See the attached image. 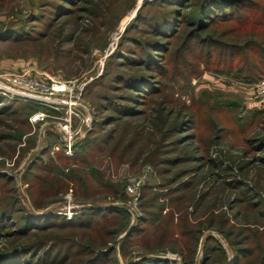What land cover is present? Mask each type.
Masks as SVG:
<instances>
[{
  "label": "rangeland",
  "instance_id": "obj_1",
  "mask_svg": "<svg viewBox=\"0 0 264 264\" xmlns=\"http://www.w3.org/2000/svg\"><path fill=\"white\" fill-rule=\"evenodd\" d=\"M48 1L52 0H0V65L17 69L35 67L39 73L86 83L83 100L93 110L91 128L94 122H102V125L92 136L96 139L95 156L80 159V164L67 172L70 180L49 176V185L54 189L45 194L34 181L35 175H45L41 164L27 177L29 183L38 184L33 191L23 174L31 162L29 158L45 147L51 145L52 153L64 152L57 148L60 137L56 139L48 134L52 131L50 126L59 121L57 118L62 114L51 108L38 110L33 114L44 111L49 116L31 121L32 114L28 125L22 116L0 118V135L7 137L0 140V174L13 178L12 181L0 178V203L8 204L11 195H15L20 202L13 208H25L23 214L11 211L13 220L4 221L5 231L21 228L20 217L25 214L32 217L36 226L40 225L45 216L40 214L45 211L61 216L63 219L59 221L74 220L88 210L90 205L84 204L87 201L103 206L117 204L130 213L107 224L94 225L92 230L53 227L34 232L36 234L30 237L24 234L0 237V255L4 249L19 243L34 242L44 236L49 240L59 233L76 237L84 246L96 250H107L103 248L105 241L112 240L109 246L115 248L110 256L113 260L105 264H114V259L126 264L144 258L167 259L169 264H202L205 239L212 235L225 248L227 264H236L229 240L217 230L228 217L240 224V228L249 225L248 229L259 227L263 232L253 239L252 234L249 235L247 246L257 248L251 257L240 263L260 264L264 256V72L245 78V72L239 74L238 66L227 72L230 55L213 49L211 58L205 46H200L199 50L186 48L185 35L194 27L188 22L195 19L200 2L191 0L184 9L187 17L179 26L180 33L169 37L168 50L160 52L163 67L154 71L159 92L138 106L147 115H123L109 124L107 118L118 114L106 106L110 103L107 98L121 104L119 95L133 93L115 86L118 82L113 80L114 74L127 69V65H118V58L114 56L123 53L132 59L127 49L135 44L125 40V31L146 0H78L69 15L52 22L44 18L29 22L33 15H50L46 12L50 10L46 6ZM261 3L264 4V0ZM149 8H159L158 3L151 4L145 11H150ZM27 24L35 29L32 38L22 28ZM217 25L203 30L201 35H213L224 42L241 45L252 40L264 42V28H241L229 22ZM12 28L15 33L9 35ZM140 28L142 30L133 31L136 36L142 40L154 39L155 35L149 32L153 29L150 21L140 23ZM6 103L8 101L1 103L0 108ZM191 118V130L184 134L169 132L181 120ZM20 134L21 139H18ZM108 134H112L110 139ZM85 135L76 141L74 153L76 144ZM182 135L193 137L187 139V144L180 145L176 141ZM10 145H15L16 150L12 151ZM177 155H191L192 160L199 156L204 158L193 161L188 158L191 161L170 164L168 161ZM200 165L201 169L194 168ZM132 183H139L135 193L128 191ZM188 183H191L189 187ZM179 186L183 190L174 192ZM183 195L184 198L174 201L175 197ZM69 202L78 212L72 218L64 214ZM37 203L41 209H35ZM240 211L242 215L236 218ZM137 226L143 231L132 236L125 245L124 258L121 239ZM52 241L51 238L43 252L49 250ZM56 253L54 249L53 256ZM40 256L41 253L34 263Z\"/></svg>",
  "mask_w": 264,
  "mask_h": 264
},
{
  "label": "trees",
  "instance_id": "obj_2",
  "mask_svg": "<svg viewBox=\"0 0 264 264\" xmlns=\"http://www.w3.org/2000/svg\"><path fill=\"white\" fill-rule=\"evenodd\" d=\"M77 1L78 0L48 1L46 6H48L50 10L46 12H49L50 15L44 16L47 15L44 13V15H33V17L28 21L35 22L39 21L40 18L47 20L50 19L51 22L53 20L55 21L60 16H66L73 13L75 7L73 8L72 6H75ZM189 1L191 0H146L145 3L138 9L136 17L128 25L125 31V40L127 39L135 44L133 47H129L130 49H127L130 52L132 59L123 53H118L114 56V58H118V65H123V67L127 65V69L122 71L117 70L114 74L113 80L118 82L115 86L130 89L133 93L130 96L119 95L118 97H120L119 99L121 100V104H118L108 97L107 99L110 103L106 106H108V108L110 107V109L118 115L107 118L109 121L104 122L110 124L115 121L116 118H121L123 115H147V112L140 111L138 106L145 104L150 96L159 92V85L158 81L155 79L156 73H154V71H159L163 67L161 65L162 62L160 61L161 58L159 57L161 56L160 52H166L168 50L167 43L169 42V37L171 38L173 36H177L180 33L179 30H181V27L179 26L185 22V17L187 16L184 15V9L186 6L188 7L187 3ZM155 3H158V7L160 9L149 8L150 11H145L147 7ZM167 5L171 6L166 7ZM163 7H166V9ZM195 13V19L188 22L189 26H194V30H190L185 35L183 45L186 46V48L190 47L192 49L199 50L200 46H205L204 48L208 56L212 54L211 50L213 51V49L219 50L222 54L226 53L230 55L231 59L227 66V72L233 71L238 66L239 74L241 75L245 72V78L255 77L257 73L264 72L263 41L255 42L252 40L241 45L237 44V42H224L220 39H216L213 35H201V32L205 29H210L217 24V26L221 24H228V22L229 24L231 23L234 26L241 28H254L255 26H258V28H264V4L261 3V0H200ZM145 20L151 22L153 29L149 30V32L155 35L153 40H142L133 33L134 30H142L140 28V23ZM22 28L28 33L29 37L32 38L34 36V28L29 27L28 24L24 25ZM12 29L9 31V35L15 33V30ZM214 32L217 33V30H214ZM161 37H166L167 39L162 41L160 39ZM210 57L212 58V56ZM4 101H8V103H6L7 105H3V108H0V118L22 116L23 122L27 125L30 122V115H32L35 111L42 109L50 110L49 107L29 100L16 98L9 101L5 97H0V104H3ZM5 122L6 121L2 122V124ZM192 122V118L189 120L183 119L177 125H174L169 132L184 134L186 130H191ZM100 125H102V122L98 124L95 122L93 123L92 128L87 132L85 137L76 144V151L72 156H67L64 152L52 153L51 145L41 150V152L27 165L23 174L24 181L31 187L30 190L33 191L38 184H40L41 188L44 189L45 194H47V190L54 189L53 185H49V176H59L60 178L64 177L66 180H70V177L68 176V178L66 176L68 175L67 172H69L72 167H75V164H80V159L83 157L95 156L93 150L96 139L92 136L95 135V132ZM24 133L26 134L28 131L24 130ZM48 134L56 139L59 137L58 134L53 131H50ZM21 136L22 134L18 135V139H21ZM111 137L112 134H108V138L110 139ZM192 137L193 135H182L176 142L183 145L187 142V139ZM4 138L7 137L1 134L0 140ZM10 146L12 147V151L16 150L15 145ZM195 151H198L197 148H195ZM191 154L193 153L191 152ZM188 158L192 160L191 155H177L174 159H171L168 162L172 165H178L183 162H188L190 160ZM203 158V156H199L195 157L193 160H202ZM58 160H61V162ZM39 164H41V169L45 172L47 177L45 178V175H35L36 178L34 181L38 184L34 182L29 183V179H27V177L30 173H34V168ZM194 168L201 169L202 165H200L199 168L198 166ZM194 168H190V170H194ZM188 172L189 171H187V173ZM0 178H6L10 181L13 179L4 173L0 174ZM190 184L191 183H188L187 187H189ZM233 184L235 185V183ZM187 187L185 186V189ZM174 190V192H176L178 190H183V188L182 186H179ZM12 192H14V190H11V193ZM11 196V200H9L8 204L0 203V222H2V225L0 226V237L20 236L23 234L30 237L36 234L34 232L47 231V229L53 227H59L61 229H81L88 227L92 230V228L95 229L94 225L101 222H106L105 224H107L116 218L123 216L127 217L130 213L126 207L117 204H111L108 206L91 205L88 210L83 213L84 215L78 216L74 220L59 221L58 219H63L61 216L49 214L42 218L41 223L38 226L34 224L31 216H27L25 214L20 217L19 226H21V228L13 227L12 231H5L7 225L4 224V221L11 222L13 220L11 211H17L21 214L25 213L24 207H17L16 209L13 208L18 205L20 201L15 195ZM184 196L185 195H183V197H175L174 201L184 198ZM39 204L40 203L35 204V209L42 208ZM199 206L200 205H198V208ZM240 215H242L241 211L238 212L235 217L238 218ZM145 220L147 222V218ZM244 225L245 224H243V227ZM240 227L241 225L236 224L235 220L232 221L227 217L220 228L217 229L229 240L230 246L235 253L236 264H240L244 259L251 257L255 252L254 248H257L254 246V248L251 249L247 246V242L249 241V238H251L249 235L252 234L253 239L263 233L258 229L259 227L253 230L248 229L251 228L249 225H247L245 229ZM140 231H143V229L137 226L121 239L120 249L124 258L126 257L125 245L130 239H132V236L136 235ZM247 232L250 233L248 234ZM56 236L57 237H51L53 241L49 246L50 248L44 252L42 250H44L47 246L48 241L51 240L50 237L49 240L46 236H44L38 238L34 242L25 241L14 245L13 247L4 249L1 251L2 255H0V264H105L107 261L110 262L111 259L113 260L110 256L115 252V248L109 246L112 240L105 241V246L103 248H107V250H101V248L96 250L90 246H84L78 238L71 237L69 234L61 236V234L58 233ZM262 248H264V246ZM54 249L57 251L55 256L52 254V252L54 253ZM203 249L204 256L202 264H208L210 261H216L217 264L228 263L227 252L216 237L208 235L205 239ZM40 253L41 256L39 257L37 263H34V260L40 255ZM86 255H89V257L84 258ZM189 263L191 264V262ZM114 264H119L118 260L114 259ZM126 264H169V261L161 258H144L141 261ZM260 264H264V256H262Z\"/></svg>",
  "mask_w": 264,
  "mask_h": 264
},
{
  "label": "built area",
  "instance_id": "obj_3",
  "mask_svg": "<svg viewBox=\"0 0 264 264\" xmlns=\"http://www.w3.org/2000/svg\"><path fill=\"white\" fill-rule=\"evenodd\" d=\"M0 65V97L7 100L23 99L36 102L62 114L50 129L58 134L61 148L67 155L72 156L76 141L91 128L93 110L83 100V90L86 83L77 80L52 77L43 72L39 73L35 67L14 68ZM44 75V76H43ZM264 92V82L262 84ZM63 112V113H62ZM44 111L33 114L31 121L43 120L48 117ZM139 183H132L128 187L130 193H135ZM77 207L67 206L64 211L68 218L77 214Z\"/></svg>",
  "mask_w": 264,
  "mask_h": 264
},
{
  "label": "water",
  "instance_id": "obj_4",
  "mask_svg": "<svg viewBox=\"0 0 264 264\" xmlns=\"http://www.w3.org/2000/svg\"><path fill=\"white\" fill-rule=\"evenodd\" d=\"M38 155V153H34L30 158H29V161H32L33 159H34V157H36ZM84 204H88V205H97V203H95V202H89V201H87V202H84ZM50 213V211H45V212H42L41 214H40V216H43V215H46V214H49Z\"/></svg>",
  "mask_w": 264,
  "mask_h": 264
},
{
  "label": "bare ground",
  "instance_id": "obj_5",
  "mask_svg": "<svg viewBox=\"0 0 264 264\" xmlns=\"http://www.w3.org/2000/svg\"><path fill=\"white\" fill-rule=\"evenodd\" d=\"M72 203V202H71ZM70 202H69V204L67 205V206H71L72 204H71Z\"/></svg>",
  "mask_w": 264,
  "mask_h": 264
}]
</instances>
